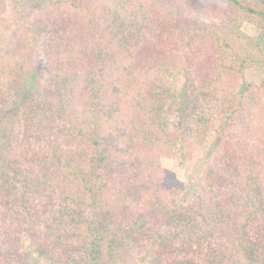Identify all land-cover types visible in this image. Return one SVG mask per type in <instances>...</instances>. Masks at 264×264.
Returning <instances> with one entry per match:
<instances>
[{"label":"trees","instance_id":"16d2710c","mask_svg":"<svg viewBox=\"0 0 264 264\" xmlns=\"http://www.w3.org/2000/svg\"><path fill=\"white\" fill-rule=\"evenodd\" d=\"M211 137L184 205L175 160ZM153 243L155 264H264V0H0V264Z\"/></svg>","mask_w":264,"mask_h":264},{"label":"rangeland","instance_id":"374dc122","mask_svg":"<svg viewBox=\"0 0 264 264\" xmlns=\"http://www.w3.org/2000/svg\"><path fill=\"white\" fill-rule=\"evenodd\" d=\"M243 31L252 37H258L260 34L259 28L249 23L244 24ZM47 48L46 43L42 44L37 54L36 64L40 69L46 65ZM34 84L35 75L28 79V85L30 88L34 87ZM181 85L182 80L180 79L178 81V87ZM213 139L214 137H211L206 141L203 147L196 149L193 157L188 162L182 164L178 159L175 160L176 168H181L179 173L185 182V188L181 196V202L184 205L196 200V197L205 182L210 163L212 162L214 156L215 147ZM155 245L153 243L147 248L142 257L141 264L156 263L154 258L156 248ZM32 263L42 264V259L38 256H34Z\"/></svg>","mask_w":264,"mask_h":264}]
</instances>
